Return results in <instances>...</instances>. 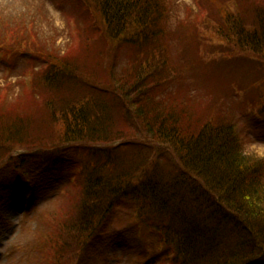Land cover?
I'll return each mask as SVG.
<instances>
[{"label":"trees","instance_id":"obj_1","mask_svg":"<svg viewBox=\"0 0 264 264\" xmlns=\"http://www.w3.org/2000/svg\"><path fill=\"white\" fill-rule=\"evenodd\" d=\"M76 2L84 21H96L87 29L89 37L76 40L63 55L43 53L34 36L20 41L17 45L34 53L31 62L41 68L27 72L28 88L9 93L14 101L7 95L0 99V172L9 170L32 183L34 192L28 166L33 156L39 153V163L56 165L58 157L50 160L44 151L74 155L70 165L79 174V193L68 200L70 213L56 220L61 229L57 224L53 263L75 262L112 209L128 200L137 203V224L158 241L149 261L264 264V161L238 154L240 139L232 122H215L203 108H195L202 118L194 116L170 90L177 74L162 52L167 2ZM195 5L201 12L191 17L195 35L188 40L202 43L206 32L231 52L248 49L264 58V0H208L204 8L196 0ZM84 42L91 47L99 42L97 55L103 58L126 49V64L117 71L112 63L103 83L88 78L74 54ZM257 88L263 118L264 86ZM131 129L140 133L139 144L124 139ZM17 147L30 149L32 157L16 155Z\"/></svg>","mask_w":264,"mask_h":264},{"label":"rangeland","instance_id":"obj_2","mask_svg":"<svg viewBox=\"0 0 264 264\" xmlns=\"http://www.w3.org/2000/svg\"><path fill=\"white\" fill-rule=\"evenodd\" d=\"M76 1L0 0V60L3 58L10 64L7 66L0 62V99L7 95L8 102L14 101L9 93H20L22 86H28L24 80L27 72L32 67L35 70L41 68L31 62L34 53L29 55L23 43L17 45L20 41L34 36L31 40L43 53L63 55L75 48L76 40L89 37L87 29L92 28L96 21H84L86 19L78 10ZM165 1L168 15L167 36L163 39L162 48L166 58L163 59L175 72L173 75L177 74L168 84L170 90L187 102V111H192L194 116L202 118L196 115L195 108H203L217 118L215 122H232L239 139L245 138L251 144L264 146V120L260 119V122L257 116V86H264V58H256L248 49L244 52L233 49L231 52V46L206 32L205 38L200 40L202 43L191 38L188 40L195 35L191 17L194 18L196 11V14L201 12L195 5L196 0ZM197 1L204 8L208 0ZM16 32L17 37L14 36ZM100 49L99 42L92 47L84 42L74 54L82 74L103 83L112 63L117 71L126 64L127 50L114 52V49L103 58L97 55ZM213 106L215 113L210 110ZM127 135L141 139L137 132ZM15 150L16 155L24 153L32 157L30 149L24 152V148L17 147ZM7 151L4 149L2 155H7ZM44 152L50 154V160L58 157L60 164L39 163V153L33 156L35 160H30L28 166L31 165V182H34L35 190L29 206L25 201V182L9 170L0 172V264H54L57 224L60 226L57 229H61V223L56 220H61L64 211L70 213L68 200L72 196L76 198L79 193L76 181L79 174L75 181L69 180L71 172L77 171L70 165L75 160L70 151L53 149ZM253 157L264 161L255 154ZM138 213L134 201H122L116 205L98 233L81 249L75 262L162 264L161 257L149 261L148 257L156 252L158 241L144 226L137 224Z\"/></svg>","mask_w":264,"mask_h":264},{"label":"clouds","instance_id":"obj_3","mask_svg":"<svg viewBox=\"0 0 264 264\" xmlns=\"http://www.w3.org/2000/svg\"><path fill=\"white\" fill-rule=\"evenodd\" d=\"M237 150L241 157H251L255 154L258 158L264 159V146L251 144L245 138L239 140Z\"/></svg>","mask_w":264,"mask_h":264}]
</instances>
